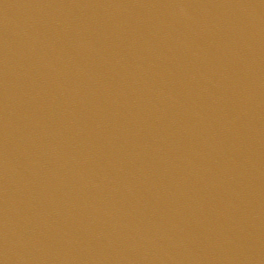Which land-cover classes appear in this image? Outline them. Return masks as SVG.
Here are the masks:
<instances>
[{"label": "water", "instance_id": "95a60500", "mask_svg": "<svg viewBox=\"0 0 264 264\" xmlns=\"http://www.w3.org/2000/svg\"><path fill=\"white\" fill-rule=\"evenodd\" d=\"M0 264H264V0H0Z\"/></svg>", "mask_w": 264, "mask_h": 264}]
</instances>
